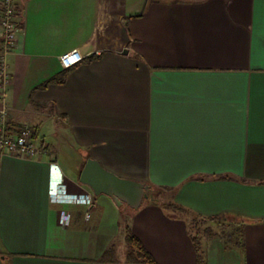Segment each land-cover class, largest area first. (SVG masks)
Returning a JSON list of instances; mask_svg holds the SVG:
<instances>
[{"label": "crops", "instance_id": "obj_1", "mask_svg": "<svg viewBox=\"0 0 264 264\" xmlns=\"http://www.w3.org/2000/svg\"><path fill=\"white\" fill-rule=\"evenodd\" d=\"M15 22L7 121L44 152L0 160V264H137L101 260L127 225L159 264H199L188 213L124 212L80 181L89 158L235 218L243 247L206 238L204 264H264V0H16ZM60 183L92 204L55 200Z\"/></svg>", "mask_w": 264, "mask_h": 264}, {"label": "built area", "instance_id": "obj_2", "mask_svg": "<svg viewBox=\"0 0 264 264\" xmlns=\"http://www.w3.org/2000/svg\"><path fill=\"white\" fill-rule=\"evenodd\" d=\"M0 14L2 25V42L0 50V89L3 106L0 108V160L5 155L36 158L40 152H44L34 135L32 128L24 127L19 133H12L8 129L7 121V102L6 96L11 80L9 71L8 55L15 46L18 28L15 22L16 0H0ZM84 59L83 55L77 50H72L61 56V62L66 67H73ZM52 195L57 201H67L71 203H83L88 207L93 202L92 193L68 194L63 183L58 184L53 190ZM71 212L63 210L62 220L69 223ZM89 212L87 217H89Z\"/></svg>", "mask_w": 264, "mask_h": 264}, {"label": "water", "instance_id": "obj_3", "mask_svg": "<svg viewBox=\"0 0 264 264\" xmlns=\"http://www.w3.org/2000/svg\"><path fill=\"white\" fill-rule=\"evenodd\" d=\"M80 181L88 185L95 195L106 194L119 206L127 204L138 210L152 195L149 184L127 179L105 169L99 161L89 158Z\"/></svg>", "mask_w": 264, "mask_h": 264}, {"label": "trees", "instance_id": "obj_4", "mask_svg": "<svg viewBox=\"0 0 264 264\" xmlns=\"http://www.w3.org/2000/svg\"><path fill=\"white\" fill-rule=\"evenodd\" d=\"M0 16H1V14H0ZM0 42H2L1 39H0ZM0 50H1V47H0ZM68 73H69V70L66 69L63 72H61L60 76L51 78L49 81L45 82L41 86L42 87L46 86L49 82H52V81L64 82ZM8 129H9V131L11 129V126L9 123H8ZM21 130H19L18 132H21ZM150 187L152 189V195L150 197V201H154L166 209H171V210L190 214V211H188L187 208H185L183 205H180L178 203H175V202L159 203V201H157V198H158L157 196L164 189L156 187L154 185H150ZM192 215L194 216V219H193L194 221H196L198 219L215 220L216 218H218V217H208L207 218V217H202V216L197 215V214H192ZM126 230H127L126 241L128 243L129 248H128V251L125 255V262L137 263V264H139V263L159 264L158 261L156 260V258L153 256V254L144 246L142 241L132 232L129 225L126 226ZM193 239H194L196 249L198 251V262H199V264H204L205 263V253H204V249L202 246V242L197 236H194V235H193ZM235 244L239 247H243L242 239H240L239 242L237 240H235ZM101 260L102 261H117L118 260V249H117L116 245H112L111 247H109L103 253Z\"/></svg>", "mask_w": 264, "mask_h": 264}, {"label": "rangeland", "instance_id": "obj_5", "mask_svg": "<svg viewBox=\"0 0 264 264\" xmlns=\"http://www.w3.org/2000/svg\"><path fill=\"white\" fill-rule=\"evenodd\" d=\"M61 132L62 133L65 132V130H63V126H62ZM49 140H50L49 142L51 143L49 144L47 143V148L51 152V154H53L54 156L55 151L53 147L55 148V146L53 145V143L55 141V135H50ZM157 197H158L157 201H159V203H169L172 201L171 194L166 190H162V192H160ZM149 201H150V198L145 199L144 204L141 207L146 205ZM122 209L124 212L135 211V209L131 208L127 204H123ZM177 212L180 213L179 211ZM127 216L128 215L124 216V219H126ZM187 217L190 220V231L192 235L197 236L201 240V242L202 240L206 238L220 237L229 246H233V245L236 246L235 240L239 242L241 239L240 228L238 227L237 222L235 221V218L233 217H228V216L219 217V218H216L215 220L198 219L196 221L193 220L194 216L192 214H188ZM116 242H117L119 253L122 255H125L129 248L126 240L123 239L122 237H119L116 239Z\"/></svg>", "mask_w": 264, "mask_h": 264}]
</instances>
